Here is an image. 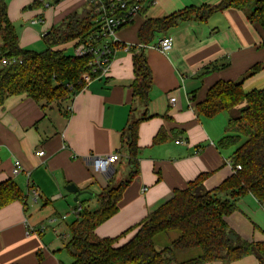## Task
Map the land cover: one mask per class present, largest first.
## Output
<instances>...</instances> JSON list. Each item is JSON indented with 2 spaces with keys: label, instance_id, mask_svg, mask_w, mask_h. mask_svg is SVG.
Listing matches in <instances>:
<instances>
[{
  "label": "crops",
  "instance_id": "0c3cea01",
  "mask_svg": "<svg viewBox=\"0 0 264 264\" xmlns=\"http://www.w3.org/2000/svg\"><path fill=\"white\" fill-rule=\"evenodd\" d=\"M35 1L45 3L8 0L9 20L18 31L20 47L26 50L42 37L40 27L45 34L68 15H79L88 9L87 0H54L56 8L51 13L47 11L49 4L31 8ZM219 2L149 0L146 12L118 33L120 40L136 51H118L106 77L90 81L61 105L43 108L45 103H37L25 94L5 99L0 105V184L14 182L24 197L0 209V264L72 263L64 249L66 235L70 236L69 226L61 227L62 218L55 206L66 203L70 214L80 206L72 207L69 200L74 202V196H65L63 192L67 185L74 184L84 192L79 202H85L89 208L92 197L97 195V209L98 196L104 189L118 177L122 182L124 177L129 178L123 158L109 175L96 171L88 159L120 151L123 134L131 122L140 121V172L125 190L118 213L96 229L99 238H116L135 227L170 199L175 190L185 189L201 174H211L206 182L209 190L231 175L235 149L217 147L226 134L229 115L209 119L199 116L194 106L217 82H238L256 65L262 69L245 79L244 91L264 89V27L251 24L242 11L227 9L205 21L194 18L165 32H153V41L144 48L139 38V31L148 20ZM164 37L171 38L173 44L165 54L157 48ZM71 49L74 50V44L54 48L66 52ZM140 50L153 76L147 108L133 98V61ZM214 64L227 67L202 76L204 68ZM243 106L236 108L232 116H237ZM160 131L165 133L166 141L154 145ZM41 151L43 157L38 156ZM16 160L21 162L23 171L13 177L11 170ZM32 190L39 192L37 201ZM227 222L230 231L243 240L264 243V205L253 196L240 200L238 210ZM41 227L45 228L43 232ZM28 228L34 233L27 235ZM135 233L122 238L120 245ZM231 264L259 261L248 256Z\"/></svg>",
  "mask_w": 264,
  "mask_h": 264
},
{
  "label": "trees",
  "instance_id": "16d2710c",
  "mask_svg": "<svg viewBox=\"0 0 264 264\" xmlns=\"http://www.w3.org/2000/svg\"><path fill=\"white\" fill-rule=\"evenodd\" d=\"M148 1L145 0L141 14L146 12ZM37 6L43 7L45 3L35 1L31 8ZM227 9L242 11L251 24L264 27V0H220L214 6L190 7L163 19L148 20L139 31L142 47L153 41V32H165L194 18L205 21ZM97 32L95 15L88 6L82 14L68 15L59 26L44 34L45 51L26 50L20 47L18 31L9 20L8 0H0V105L7 97L24 94L37 103H45L43 108L73 99L87 87L88 77L93 81L99 75L92 73L91 58L79 59L66 50L54 48L71 43L75 47ZM140 51L133 61V98L147 108L153 76ZM4 59L17 62L3 66ZM225 67L227 64L205 67L202 76ZM261 69V65L254 66L238 82H217L194 106L199 116L209 119L229 115L226 134L217 147L235 149L231 157V175L209 190L206 182L211 174H201L185 189L175 190L170 199L135 227L119 237L101 239L96 229L118 213L125 190L140 172V121L128 124L119 152L127 163L129 179L117 187L104 189L98 196L95 210L79 202L82 210L69 226L70 239L64 246L73 260L71 264H231L248 256L264 264V243L243 240L230 231L227 222L238 210V202L247 196H253L264 205V89L244 91L245 79L255 76ZM242 104L239 114L232 116ZM165 141L166 135L160 131L154 145ZM237 166L241 170H237ZM23 197L14 182L0 184V209ZM133 231H136L134 236L120 245V240ZM38 258L41 261V254Z\"/></svg>",
  "mask_w": 264,
  "mask_h": 264
},
{
  "label": "built area",
  "instance_id": "2783aa9c",
  "mask_svg": "<svg viewBox=\"0 0 264 264\" xmlns=\"http://www.w3.org/2000/svg\"><path fill=\"white\" fill-rule=\"evenodd\" d=\"M87 2L95 15L98 32L85 42L78 43L74 47V56L79 59L91 58L89 65L92 68V73L98 74L97 79H100L108 75L112 61L118 51H131V46L125 45L120 40L118 33L121 29L129 26L141 14L145 0H87ZM39 22L41 20L34 23ZM172 46V40L169 37H164L157 43L158 50L163 54L170 51ZM16 62V59H4L2 60V65L10 66ZM90 81L88 77L87 82L89 83ZM66 87L72 90V87L69 85H66ZM177 143L182 142L178 141ZM38 156L43 157L44 152L41 151L38 153ZM122 157L118 151L107 156L90 157L88 162L99 173L109 175L114 166L122 160ZM230 166L232 167V163ZM237 170H241V167L237 166ZM22 171L21 162L16 160L12 166V176L17 177ZM32 196L34 197V201H37L39 198L38 190H32ZM81 210V206H78L72 211V214L78 217ZM44 230L45 228L41 227L40 231L43 232ZM32 233H34V230L28 228L27 235H31Z\"/></svg>",
  "mask_w": 264,
  "mask_h": 264
},
{
  "label": "rangeland",
  "instance_id": "374dc122",
  "mask_svg": "<svg viewBox=\"0 0 264 264\" xmlns=\"http://www.w3.org/2000/svg\"><path fill=\"white\" fill-rule=\"evenodd\" d=\"M46 4H49L51 7H50V9L48 10L47 9V11H51V13L52 12H55V8H56V4H55V2H54V0H45V5ZM85 12V11H84ZM18 27H20L19 25H18ZM39 30H41V38H40V40L39 41H37V43L35 44V45H33L32 46V48H30V50H33V51H35V52H43V51H45L46 49H47V45H46V42L44 41V39H43V30H42V27H40L39 28ZM71 45H72V43H71ZM70 55L72 54V55H74V50L73 49H71V50H69V51H67ZM223 115H226V114H223ZM123 167L125 168V167H127V165L124 163V165H123ZM129 178L128 177H124V181H127ZM122 179H120V177H118L117 178V181L115 180V181H113V184L111 185V187H117L122 181H121ZM64 192V195L65 196H68V197H71V195L70 194H68L66 191H63ZM97 194V193H96ZM84 197V196H83ZM93 199L91 200V203H90V208L91 209H95L96 208V204H97V195H95L94 197H92ZM80 202H82V201H80ZM69 204L72 206V207H74L75 208V206H77V204H79L80 205V203H74L72 200H69ZM55 209H56V211H58V214L60 215V217L62 218V221H61V223H62V225H61V227H65V225H67V226H70L75 220H76V216L75 215H72V214H70V211L71 210H69L68 209V206H67V204L65 203V205L63 204V206H61V207H59V206H55ZM49 211H51V209L49 210ZM60 218V219H61ZM69 219V220H68ZM67 226H66V228H67ZM65 228V229H66ZM67 234V233H66ZM67 237H66V239L65 240H69L68 238L70 237L68 234L66 235ZM63 256H65V257H67V259L70 261V257L67 255V254H65V252H63ZM73 261V260H72ZM71 261V262H72Z\"/></svg>",
  "mask_w": 264,
  "mask_h": 264
},
{
  "label": "water",
  "instance_id": "95a60500",
  "mask_svg": "<svg viewBox=\"0 0 264 264\" xmlns=\"http://www.w3.org/2000/svg\"><path fill=\"white\" fill-rule=\"evenodd\" d=\"M49 34V33H48ZM68 194L74 196V202L79 203L80 197L84 194L76 185L69 184L65 187Z\"/></svg>",
  "mask_w": 264,
  "mask_h": 264
}]
</instances>
